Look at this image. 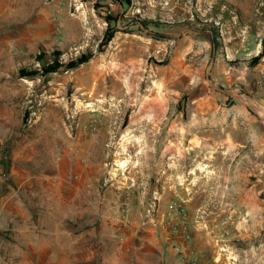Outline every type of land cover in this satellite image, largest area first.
Returning a JSON list of instances; mask_svg holds the SVG:
<instances>
[{
  "label": "rangeland",
  "instance_id": "obj_1",
  "mask_svg": "<svg viewBox=\"0 0 264 264\" xmlns=\"http://www.w3.org/2000/svg\"><path fill=\"white\" fill-rule=\"evenodd\" d=\"M22 1L0 6V264L264 260L235 171L264 168V0Z\"/></svg>",
  "mask_w": 264,
  "mask_h": 264
},
{
  "label": "crops",
  "instance_id": "obj_2",
  "mask_svg": "<svg viewBox=\"0 0 264 264\" xmlns=\"http://www.w3.org/2000/svg\"><path fill=\"white\" fill-rule=\"evenodd\" d=\"M22 0H0L2 10L9 11L10 5ZM241 177L238 185L237 202L241 206V217L238 221V235L248 240V249L257 254H264V168H235ZM257 239V240H256ZM263 258V257H262ZM252 264H264V260L252 261Z\"/></svg>",
  "mask_w": 264,
  "mask_h": 264
},
{
  "label": "trees",
  "instance_id": "obj_3",
  "mask_svg": "<svg viewBox=\"0 0 264 264\" xmlns=\"http://www.w3.org/2000/svg\"><path fill=\"white\" fill-rule=\"evenodd\" d=\"M145 22L146 21L140 22V25L142 27H146ZM207 30L210 33L211 50L213 52V50H215L217 48V45H219V42L217 41V38H216L218 32L214 28H207ZM158 35L161 36V34H158ZM110 37H111V32L107 34L105 39H110ZM59 53L60 52L58 50H53L50 60H45L44 53L36 54L35 59L38 62H40L41 66H42L41 67L42 72L48 74V73H50L52 71H55L57 69V67L61 65L60 62H58ZM82 60H86V56L85 55H81L80 58H78L76 60V62H71V63L65 64V65L67 67H73V66L76 65L77 62H81ZM19 69H20V72L23 73L20 76L34 75L36 73L35 71H37L36 68H34L32 70H28L25 67H21ZM4 153H5V156H3V158H1L0 164H1L2 169L4 170V172L6 173V172H8V168H9V165H10L8 148L5 150Z\"/></svg>",
  "mask_w": 264,
  "mask_h": 264
}]
</instances>
